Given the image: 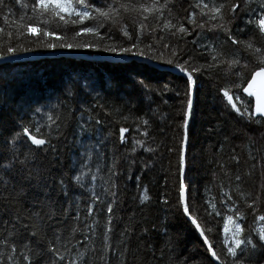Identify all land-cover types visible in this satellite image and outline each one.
Masks as SVG:
<instances>
[{
	"label": "snow or ice",
	"instance_id": "snow-or-ice-1",
	"mask_svg": "<svg viewBox=\"0 0 264 264\" xmlns=\"http://www.w3.org/2000/svg\"><path fill=\"white\" fill-rule=\"evenodd\" d=\"M177 5L178 0H0V60L30 51L23 40L37 36L48 49L83 48L131 55L162 61L182 73L186 77V103L180 125L178 207L195 226L216 264H264V184L254 196L248 193L244 199L250 211H241L232 193L244 198L243 178L252 173L241 174L238 168L229 171L221 165L234 187L226 191L220 184V207L215 197L205 200L208 220L202 226L196 214V198L185 182L189 119L199 88L197 76L215 71L225 80L218 92L230 109L249 123L264 125V0H193L183 9V16L176 12ZM241 18L243 28L237 23ZM56 29L64 34L58 35ZM114 32L124 41H117ZM163 33L175 37V42L166 41ZM205 33L220 36L211 39ZM193 35L196 38L189 51L186 38ZM82 37L93 39H78ZM137 84L148 93L155 91L143 79ZM79 88L89 94L95 91L88 83L76 85L66 90L65 99H74ZM164 90H170L167 84ZM176 95L181 92L177 90ZM97 106L106 109L104 104ZM135 107V103H125L123 108L105 110V116L115 115L118 130L108 129L95 143L81 139L79 155L67 163L61 141L67 140L71 111L65 104L33 108L31 117L18 116L11 123L0 121V264H129L130 254L133 259L139 258L133 254L131 244L136 233L135 214L120 230L115 227L121 156L118 150L110 157L105 151L106 141L113 135L120 145H127L131 130L141 138H132L130 153L138 147L149 153L156 151L149 143L155 142L150 119L133 116ZM94 112L95 107L91 111L83 109L76 125L78 131L73 135L83 138L101 131L97 126L103 121ZM85 115L87 119H83ZM232 160L239 165L237 156L233 155ZM260 164L264 168V160ZM148 191L143 188L140 204L150 200ZM163 203L167 205L169 200ZM249 215L253 219L246 227ZM215 217L223 220L219 252L208 235L213 232L209 220ZM141 231L147 233L149 229ZM144 250H151L155 256L150 243ZM140 251L138 245L136 253ZM159 251L161 259L166 252L169 254V264H187V259L173 258L175 245L171 238Z\"/></svg>",
	"mask_w": 264,
	"mask_h": 264
},
{
	"label": "trees",
	"instance_id": "trees-1",
	"mask_svg": "<svg viewBox=\"0 0 264 264\" xmlns=\"http://www.w3.org/2000/svg\"><path fill=\"white\" fill-rule=\"evenodd\" d=\"M192 2L193 0H178L176 12L180 16L185 15L183 9ZM241 17H244L243 11ZM237 23L241 28L244 27L242 18L238 19ZM56 31L58 35L64 34L62 29ZM101 32L104 34L103 29ZM68 35L71 36V32ZM163 35L166 41L176 40L167 33ZM205 35L211 39L220 36L218 33H205ZM114 36L117 41H124L118 32H114ZM195 38L194 35L186 38L189 51L193 49L191 41ZM78 39L83 41L93 38ZM148 39L146 36L145 40ZM105 42L111 43L107 39ZM23 43L31 50L21 51L16 56L39 53L47 54V57L30 60L29 68H19V64L9 62L0 66V121L11 123L18 116L27 114L31 117L33 108L65 104L71 111L67 140L61 141V151L67 158L65 160L67 163L69 160H75L79 155L81 139L95 143L101 135L106 134L108 129L118 130L120 125L114 124L115 115L105 116V110L113 107L123 108L125 103H135L133 116L150 119L151 135L155 137V142L149 141V143L156 148V151L149 153L138 147L135 153H130L132 138H141L134 130L127 134L129 141L127 145H120L117 136L113 135L106 141L105 148L109 157L116 150L121 156L119 166L121 175L118 178L120 200L114 209L117 230L123 228L125 222L133 216V213L135 214L133 223L136 224V233L132 237L131 244L133 254L139 258L133 259L130 254L129 264H169V254L166 252L161 259L159 251L169 238L175 245L173 258L187 259V264H215L207 253L203 238L177 204L178 158L182 136L180 125L183 121L182 109L186 103L183 95L186 77L158 69L155 63L166 65L162 61L137 59L131 55L127 56L129 60L126 62L70 58L62 53H81L88 57L104 54L115 57L116 54L83 48L48 49L39 43L37 36H27ZM141 79L155 91L148 93L146 89L140 88L137 82ZM197 80L199 88L194 96V112L189 119L185 176L187 184L191 186V193L196 198L198 221L204 226L205 220H208L205 200L215 197V202L220 207V184L223 183L226 191H231L234 187V182L224 175L221 165L233 172L238 168L241 174L251 171V175H244L243 178L241 191L246 194L245 197L241 198L238 193H232L241 211H250L246 209L244 199L248 198V193L254 196L258 187L264 184V168L260 164V161L264 160V125L249 123L230 109L222 94L218 92V88L225 84V80L218 78L215 71L197 76ZM84 83H88L95 91L89 94L83 88H79L74 99H65L67 89ZM165 84L170 90H164ZM177 90L181 95H176ZM149 95L151 100L148 99ZM99 104H104L106 109L101 110L97 106ZM93 107H95L93 114L103 121L101 126H97L101 131L83 138L73 135L78 131L76 125L82 119L83 109L87 108L91 111ZM125 114H127L126 110ZM36 119H39V116ZM83 119H87V115ZM128 124L131 125L132 121L129 120ZM233 155L239 158V165L232 160ZM253 156L255 159H252ZM254 164L255 168H253ZM145 187L149 190L150 200L142 205L139 196ZM100 190L97 187V191ZM164 199H168L169 204H164ZM221 210L226 212V209ZM261 212H264V204L261 205ZM252 219L249 215L246 227L251 225ZM209 225L213 227V232L208 234L209 239L219 252L224 237L223 220L221 217H215L209 220ZM145 227L149 229L147 233L141 231ZM149 243L155 250V256L152 255L151 250H144V246ZM138 245L141 251L136 253Z\"/></svg>",
	"mask_w": 264,
	"mask_h": 264
},
{
	"label": "water",
	"instance_id": "water-1",
	"mask_svg": "<svg viewBox=\"0 0 264 264\" xmlns=\"http://www.w3.org/2000/svg\"><path fill=\"white\" fill-rule=\"evenodd\" d=\"M67 57H70V58H80V57H83V58H89L91 59V57H87V56H83V55H79L78 53H71V52H68V53H65ZM12 59V57H9L8 59H5V60H0V65H3L5 63H7L8 61H10ZM95 59L97 60H105L106 61H109V60H113V61H119V62H126L129 60V57L127 56H115V57H112L110 55H107L105 57H102V56H97L95 57ZM156 67L160 70H164V71H170L171 73L173 74H176V75H182L184 76L182 73H180L178 70H176L175 68L169 66V65H159V64H156ZM213 260V259H212ZM214 261V260H213ZM214 263H216V261H214Z\"/></svg>",
	"mask_w": 264,
	"mask_h": 264
},
{
	"label": "rangeland",
	"instance_id": "rangeland-1",
	"mask_svg": "<svg viewBox=\"0 0 264 264\" xmlns=\"http://www.w3.org/2000/svg\"><path fill=\"white\" fill-rule=\"evenodd\" d=\"M62 54H65V53H62ZM52 55V54H50ZM102 57H105L107 56L106 54L104 55H100ZM44 57H47V54H39V53H27V54H22V55H18V56H15L13 57L12 60L9 61V63L11 64H19V68H29L31 67L30 64H29V61L30 60H39L40 58H44ZM138 59V58H137ZM102 61V60H101ZM20 63H24V65L20 64ZM27 63V64H26ZM157 63H155V66H156ZM167 65V64H166ZM1 71V70H0ZM166 72H169L171 73L170 71H166ZM186 182V181H185ZM187 184V182H186ZM216 264V263H215Z\"/></svg>",
	"mask_w": 264,
	"mask_h": 264
},
{
	"label": "bare ground",
	"instance_id": "bare-ground-1",
	"mask_svg": "<svg viewBox=\"0 0 264 264\" xmlns=\"http://www.w3.org/2000/svg\"><path fill=\"white\" fill-rule=\"evenodd\" d=\"M79 55H83V54H81V53H78ZM53 55V54H52ZM64 56H66V54H63ZM83 56H86V55H83ZM97 56H99V55H96V56H91V59H95V57H97ZM67 57V56H66ZM88 57V56H87ZM13 58V57H12ZM80 58H83V57H80ZM83 59H89V58H83ZM90 59V60H91ZM12 60V59H11ZM95 60H97V59H95ZM104 60V59H103ZM106 60V59H105ZM9 62V61H8ZM7 62V63H8ZM6 64V63H5ZM4 65V64H3ZM1 66V65H0ZM211 150V149H210ZM208 153V152H207ZM260 169V168H259ZM198 234H199V232H198Z\"/></svg>",
	"mask_w": 264,
	"mask_h": 264
}]
</instances>
